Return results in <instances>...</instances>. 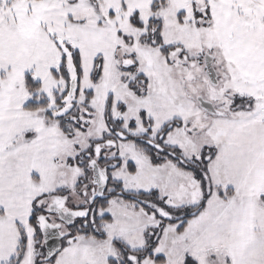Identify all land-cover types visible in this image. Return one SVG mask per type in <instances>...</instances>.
<instances>
[{
  "label": "snow or ice",
  "instance_id": "1",
  "mask_svg": "<svg viewBox=\"0 0 264 264\" xmlns=\"http://www.w3.org/2000/svg\"><path fill=\"white\" fill-rule=\"evenodd\" d=\"M0 264H264V0H0Z\"/></svg>",
  "mask_w": 264,
  "mask_h": 264
}]
</instances>
